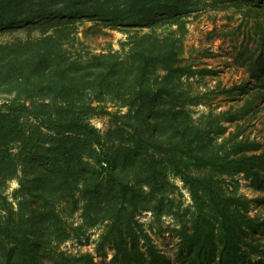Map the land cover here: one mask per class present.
<instances>
[{"label": "trees", "instance_id": "16d2710c", "mask_svg": "<svg viewBox=\"0 0 264 264\" xmlns=\"http://www.w3.org/2000/svg\"><path fill=\"white\" fill-rule=\"evenodd\" d=\"M220 5L246 11L241 54L264 91V0H0V31L40 32L0 43V264H46L72 236L70 207L105 224L99 255L109 244L114 264H162L140 216L169 209L176 177L195 205L177 264H264V218L230 188L239 174L264 180V143L226 151L195 122L199 73L177 31L156 30ZM83 20L136 31L121 50L97 52L67 33ZM100 113L111 116L106 132L91 121Z\"/></svg>", "mask_w": 264, "mask_h": 264}, {"label": "rangeland", "instance_id": "374dc122", "mask_svg": "<svg viewBox=\"0 0 264 264\" xmlns=\"http://www.w3.org/2000/svg\"><path fill=\"white\" fill-rule=\"evenodd\" d=\"M246 20L245 10L233 5H220L185 16L178 23L156 28L161 34L177 31L184 56L194 62V68L199 73L191 79L194 89L202 96L201 103L190 107L195 122L211 131L216 136V142L230 152L237 150L239 142L248 147L264 143V91H258L253 82L250 83L249 61L241 54L243 44L246 45L249 39ZM135 31L136 28L102 27L93 21L83 20L69 26L67 33L73 39L76 38L74 43L77 47L87 46L97 52H107L121 50L123 43ZM39 35V31L29 32L23 28L0 31V43ZM78 42L83 44L78 45ZM240 84L244 85L243 89ZM110 109L116 110L112 107ZM126 111L127 108H124L123 112ZM91 121L104 132L113 124L111 116L104 113L92 116ZM173 180L176 188L171 195L173 204L169 209L160 217L150 210L144 211L140 216L164 254L162 264H177L183 226L190 223L195 211L190 190L179 177ZM230 180V188L254 200L252 213L264 218V180L257 185L245 174H239ZM18 186V179H13L8 192ZM70 209L71 207L64 212L71 224L72 236L55 244L56 248L49 251L45 259L46 264H59L61 252L64 257L92 253L94 261L90 264H114L113 250L109 244L106 245L105 255H99L103 252L99 250V245L105 224H93L82 209L72 212ZM261 238L264 243V234Z\"/></svg>", "mask_w": 264, "mask_h": 264}]
</instances>
